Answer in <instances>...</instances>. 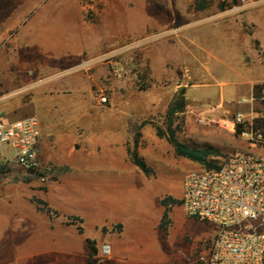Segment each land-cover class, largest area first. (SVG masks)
Instances as JSON below:
<instances>
[{
  "label": "rangeland",
  "instance_id": "obj_1",
  "mask_svg": "<svg viewBox=\"0 0 264 264\" xmlns=\"http://www.w3.org/2000/svg\"><path fill=\"white\" fill-rule=\"evenodd\" d=\"M231 1L207 0V8L201 11L196 9L195 0H0L2 64L5 60L37 58L52 60V64L80 63L67 54L68 49L78 47L79 41L87 45L83 57L92 59L96 53L103 55L80 65L83 75L75 87L86 94L87 105L92 106L87 134H92L93 141L89 139L86 144L79 136L77 151H70L65 165L48 163L42 158L52 167L46 181L42 173L20 167L7 149H0L2 211L40 212L52 224H61L65 233L69 230L77 233L80 253L83 246L90 251L89 264H108L113 256L112 240L121 236L125 226L112 220L96 224L80 210L66 214L52 206V197L58 201L60 196L52 192L66 187L82 198L86 189L110 185L103 177L107 165L103 134L108 123H125L127 177L124 184L135 188V195L141 198L135 209L128 208L126 212L137 213L142 220V250L152 258L157 252V239L163 251L176 257L168 264H195L199 248L212 238L214 231L211 226L190 218L180 202L186 175L206 166L178 156L167 138L157 136L156 127L167 132L168 109L182 85L189 99L184 111L174 120L179 141L192 149L209 150L208 160L212 163L248 150L246 141L233 132L230 120L237 111L248 113L252 108L237 110L227 105L225 110L224 106L217 110L218 98L229 88L230 81L225 68L209 49L213 50L221 39V33L215 29L218 23L234 18L245 21L248 12L264 6V0H254V5L243 11L235 10L238 3L232 5ZM223 2L225 7L221 9ZM247 26L252 28L250 24ZM6 68L13 69L0 64V74H3L0 86L7 79ZM71 70L51 66L41 74L61 76L63 80L70 77ZM58 72L60 75L55 74ZM29 73L36 78V71L30 69ZM3 92L0 89V121H13V115L5 113L9 98L2 96ZM102 96L108 98L107 104L100 102ZM30 100L29 95L25 96V102ZM254 105V109H264ZM47 111L40 102H35L22 114L36 116L55 135L64 131L65 115H52L49 111L46 114ZM204 117L212 121L201 123ZM78 129L81 135L80 126ZM135 139H139L138 155L153 171L151 176H146L130 159L128 149H135ZM169 197L175 203L164 206L162 201ZM165 211H168L167 230L161 226ZM49 229L54 230L55 226H46L45 232ZM126 229L129 235L134 233L132 226ZM21 234H14L13 238L18 239ZM89 241L95 251L91 250ZM105 245L110 246L109 253L104 250ZM17 252L29 254L36 249L18 247Z\"/></svg>",
  "mask_w": 264,
  "mask_h": 264
},
{
  "label": "crops",
  "instance_id": "obj_2",
  "mask_svg": "<svg viewBox=\"0 0 264 264\" xmlns=\"http://www.w3.org/2000/svg\"><path fill=\"white\" fill-rule=\"evenodd\" d=\"M246 17L245 21L234 18L218 23L215 29L221 33V39L215 43L213 50L206 47L213 53L215 60L225 68V74L229 76L230 81L229 88L223 90L218 98L217 110L223 106L225 110L227 105L234 106L237 110L254 108L255 105L243 101L249 100L254 95L256 86L264 84V6L251 10ZM247 24H250L252 28L250 29ZM77 45V48L68 49L67 54L70 53L72 59L80 60V63L73 62L70 65L68 63L52 64V60L43 61L42 58L11 59L5 60V64H2L0 60L1 65L13 67L12 70L5 69L7 79L0 86V89L4 91L2 96L9 98L5 113L13 115L12 119L25 118L22 114L24 109L35 102H40L42 109L44 111L47 109L52 115H65L62 119H65L66 129L57 135L52 133L49 125L44 127L38 119L41 131L40 154L46 162L57 165H65L69 162L70 151H77L76 142L79 136L86 141V144L89 139L90 142L93 141L92 134H87L89 132L87 118L90 117L92 106L87 105L86 94L75 90V87L83 75L79 70L80 65H87L103 55L96 53L92 59H88L83 57L87 49L86 43L79 41ZM200 65L202 66L201 63ZM51 66H65L72 69L70 77L62 80L61 76H43L41 73L47 72ZM30 69L36 71V78L31 76ZM10 73L16 76L10 77ZM1 75L3 74H0V77ZM181 88H185L184 97L187 101L189 93H186V87L180 85L179 90ZM77 92L79 95L75 94ZM27 95L31 98L29 102L24 101ZM59 122L63 121L60 119ZM79 126L81 135L78 133ZM106 129L103 139L107 148L105 151L107 165L104 167L103 177L108 179L110 185L101 189H86L82 198H79L70 188H56L57 191L52 193L60 196L57 198L58 201L52 197V206L63 210L66 214L83 211L96 224L101 222L106 224L112 220V222H121L125 226L121 236L112 240L113 256L108 264H168L173 261L174 256L163 251L157 239L155 255L150 258L146 252L144 253L142 220L139 214L126 212L128 208L135 209V204H140L141 198L135 195V188L124 184L127 177L125 123H108ZM75 200L77 202H74ZM51 225H54L55 229L45 232L46 226ZM127 226L133 227V234L126 233ZM16 233L21 234L18 239L13 238ZM23 234L27 235L23 236ZM76 242L75 231L69 230L65 233L61 224H52L40 212L33 210L27 213L11 214L0 208V264H9L13 261L15 264H89V249L83 246L80 253ZM31 246L36 249L35 253L17 252L18 247ZM160 247L162 251L158 250Z\"/></svg>",
  "mask_w": 264,
  "mask_h": 264
},
{
  "label": "built area",
  "instance_id": "obj_3",
  "mask_svg": "<svg viewBox=\"0 0 264 264\" xmlns=\"http://www.w3.org/2000/svg\"><path fill=\"white\" fill-rule=\"evenodd\" d=\"M237 11L254 0H237ZM102 104L108 98H100ZM244 103L264 106V89ZM208 117L201 123L211 122ZM232 130L246 141L248 150L226 156L211 168L202 167L186 175L181 205L192 219L213 228L214 235L196 254L195 264H264V109L237 112L230 120ZM40 123L28 116L0 121V149H7L20 167L42 173L43 181L52 167L39 151ZM110 246L104 250L110 252Z\"/></svg>",
  "mask_w": 264,
  "mask_h": 264
},
{
  "label": "trees",
  "instance_id": "obj_4",
  "mask_svg": "<svg viewBox=\"0 0 264 264\" xmlns=\"http://www.w3.org/2000/svg\"><path fill=\"white\" fill-rule=\"evenodd\" d=\"M238 3L237 0H232L231 4L236 5ZM207 0H195V6L197 10H205L207 8ZM225 7V2L221 4V9ZM264 89L263 85H258L255 87L254 94L259 95L260 92ZM185 94V88H181L176 95V98L172 101V103L169 106L168 109V115H167V132L163 131L161 127H156L157 130V136L159 138H167L168 142L173 146L176 154L180 157L187 158L189 160H192L194 162H197L203 166H206L207 168H211L214 166V163L210 162L208 160V157L210 156L211 152L209 150H199V149H192L182 143L178 140L176 136V129L174 126V120L175 116L179 113L183 112L186 107V99L184 97ZM145 123H142L141 126H144ZM260 126H263L264 124L261 123ZM239 133V131H238ZM140 136V134L138 135ZM139 146V139H135V149H128V154L130 156V159L132 163L138 167L146 176H151L153 173L152 169L148 166V164L138 155L137 148ZM169 202L175 201L172 198H166L162 201V204L164 206H167ZM181 203V202H180ZM167 217H168V211H165V214L162 219V228L167 230ZM89 245L91 247L92 251H95V247L92 242L89 241Z\"/></svg>",
  "mask_w": 264,
  "mask_h": 264
}]
</instances>
